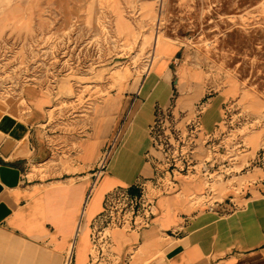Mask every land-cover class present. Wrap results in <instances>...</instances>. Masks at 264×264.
I'll list each match as a JSON object with an SVG mask.
<instances>
[{
  "label": "rangeland",
  "instance_id": "374dc122",
  "mask_svg": "<svg viewBox=\"0 0 264 264\" xmlns=\"http://www.w3.org/2000/svg\"><path fill=\"white\" fill-rule=\"evenodd\" d=\"M156 33L166 46L149 83ZM166 78L169 98L155 106L160 138L147 180L185 172L204 186L194 200L212 204L240 191L252 169L264 172V0H0V105L25 121L33 106L25 89L47 99L36 125L49 129L53 154L30 178L48 182L77 170L65 150L69 136L77 133L71 148L78 149L93 107L119 84L122 95H143L145 79L147 89ZM107 112L96 110L93 136L110 126ZM146 193L156 194L150 182ZM104 224L90 246L92 264H127L113 231L134 229L104 234ZM151 257L141 248L132 264Z\"/></svg>",
  "mask_w": 264,
  "mask_h": 264
},
{
  "label": "crops",
  "instance_id": "0c3cea01",
  "mask_svg": "<svg viewBox=\"0 0 264 264\" xmlns=\"http://www.w3.org/2000/svg\"><path fill=\"white\" fill-rule=\"evenodd\" d=\"M164 80L169 81L155 79L147 89L141 84L143 95H122L119 84L117 92L96 103L79 148H71L77 133L66 144L77 170L48 182L39 174L30 178L32 168L53 154L49 129L36 125L46 117L45 95L25 89L33 104L25 121L0 105V165L20 172L16 186L0 180V203L9 209L0 221V264H64L70 246L73 264H92V224L105 195L153 173L150 128L156 104L162 107L169 98ZM97 109H107L111 123L93 136L91 119ZM103 159L106 168L95 179ZM251 171L240 191L227 190L212 204L194 200L204 193L200 179L185 172L173 175L170 190L156 198L149 226L113 231L122 260L132 264L142 248L152 253L149 264H264V172Z\"/></svg>",
  "mask_w": 264,
  "mask_h": 264
},
{
  "label": "built area",
  "instance_id": "2783aa9c",
  "mask_svg": "<svg viewBox=\"0 0 264 264\" xmlns=\"http://www.w3.org/2000/svg\"><path fill=\"white\" fill-rule=\"evenodd\" d=\"M157 117L154 118L153 124L150 128V134L152 139L153 148L160 138L159 133L156 130L158 125ZM106 168L104 159L100 162V165L96 168L94 177L97 178V173H102ZM157 176L153 175L149 180L146 177H139L134 184L126 187H116L110 190L104 197L103 210L97 216L92 224V243L93 248L96 246L95 231L99 224H104L102 230L105 234L106 230L111 228H123L129 225L134 230L150 225L151 219L155 214L156 198L160 194L167 193L172 186V175L169 174V179L166 181L167 176L162 177L156 173ZM150 182L153 189L155 190V196H148L146 193V186ZM136 189V190H135ZM138 189V190H137ZM120 201H123L124 206H120ZM101 233V232H98ZM103 234V233H102ZM106 236H102L105 238ZM106 239V238H105ZM110 239V238H109ZM107 242L104 241L105 245ZM109 245V244H108ZM92 263V255H91ZM64 264H72V257H67Z\"/></svg>",
  "mask_w": 264,
  "mask_h": 264
},
{
  "label": "bare ground",
  "instance_id": "6f19581e",
  "mask_svg": "<svg viewBox=\"0 0 264 264\" xmlns=\"http://www.w3.org/2000/svg\"><path fill=\"white\" fill-rule=\"evenodd\" d=\"M158 32V31H157ZM166 46V42L164 41V39H163V37L162 36H160L158 33H156L155 34V36H154V49H153V54H152V57H151V59H150V62H149V64H147L148 66L146 67V70H147V74L148 75H150V73H152V72H155V65H156V59L159 57V54H160V52H161V50L164 48ZM184 74H185V70L184 69H182L181 70V72H180V78H183L184 77ZM160 76V75H159ZM194 77V75L193 74H191V77ZM168 77V76H167ZM155 78V74H151L150 75V77L148 78L149 80H148V82L150 83H152L153 82V79ZM164 83H166L167 82V80H166V82H165V80L163 81ZM167 83H169V81L167 82ZM168 85V84H167ZM130 120V119H129ZM128 124V123H127ZM110 152V151H109ZM109 152H108V154H107V156H106V158L108 159V155H109ZM100 175V173H97V176H99ZM70 251H71V246H70V248H69V250H68V253H67V255H68V257H70ZM147 264H149V262L147 263Z\"/></svg>",
  "mask_w": 264,
  "mask_h": 264
},
{
  "label": "water",
  "instance_id": "95a60500",
  "mask_svg": "<svg viewBox=\"0 0 264 264\" xmlns=\"http://www.w3.org/2000/svg\"><path fill=\"white\" fill-rule=\"evenodd\" d=\"M19 170L17 168L9 167L6 165H0V180L8 187L16 186L19 182ZM2 186L0 185V191ZM9 213V209L4 203H0V221Z\"/></svg>",
  "mask_w": 264,
  "mask_h": 264
}]
</instances>
